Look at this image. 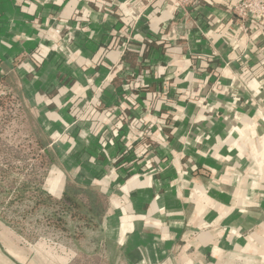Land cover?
Returning a JSON list of instances; mask_svg holds the SVG:
<instances>
[{
  "label": "crops",
  "instance_id": "1",
  "mask_svg": "<svg viewBox=\"0 0 264 264\" xmlns=\"http://www.w3.org/2000/svg\"><path fill=\"white\" fill-rule=\"evenodd\" d=\"M239 1L0 0V80L51 199H102L99 264H264V24Z\"/></svg>",
  "mask_w": 264,
  "mask_h": 264
},
{
  "label": "rangeland",
  "instance_id": "2",
  "mask_svg": "<svg viewBox=\"0 0 264 264\" xmlns=\"http://www.w3.org/2000/svg\"><path fill=\"white\" fill-rule=\"evenodd\" d=\"M0 102V264H65L73 256L70 264H95L82 260L75 246L65 242L61 227L67 228L66 223L60 219L57 227L59 218L48 213L55 200H45L36 190L47 169L38 144L45 139L9 80H0ZM21 240L25 243L19 248Z\"/></svg>",
  "mask_w": 264,
  "mask_h": 264
},
{
  "label": "trees",
  "instance_id": "3",
  "mask_svg": "<svg viewBox=\"0 0 264 264\" xmlns=\"http://www.w3.org/2000/svg\"><path fill=\"white\" fill-rule=\"evenodd\" d=\"M0 105H2L1 102ZM39 132L41 133L40 130ZM38 144L43 155H45L47 159L45 165L48 169L55 162L54 156L48 151L46 141H41ZM45 176L46 171L42 173L40 177L41 182L38 183L39 187H36V190H38L40 196L45 200H52L51 196H49L43 188ZM78 197H85V199L79 200ZM100 199L101 198L87 190L70 186L68 187L65 196L61 200L55 201L54 204H52L51 211L48 212L51 213L53 217L59 218L56 220L57 227H60V223L62 222L59 220L61 219L66 223L67 228H70L67 229L64 225L61 227V232L65 234V242L68 243L69 240V243L75 246L79 253V257H81L82 260H93L95 261V264H99V261L95 260V254L100 247L99 221L103 214V205L101 204ZM32 200L34 205L38 204L39 195L37 199L33 198ZM23 243H25L24 240L17 241L19 248L24 246Z\"/></svg>",
  "mask_w": 264,
  "mask_h": 264
},
{
  "label": "built area",
  "instance_id": "4",
  "mask_svg": "<svg viewBox=\"0 0 264 264\" xmlns=\"http://www.w3.org/2000/svg\"><path fill=\"white\" fill-rule=\"evenodd\" d=\"M173 1L179 9H184L186 6L193 5L197 0ZM233 12L241 23L254 24L258 22L264 24V0H240L233 7Z\"/></svg>",
  "mask_w": 264,
  "mask_h": 264
}]
</instances>
